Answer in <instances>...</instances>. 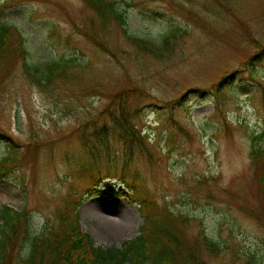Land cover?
I'll return each instance as SVG.
<instances>
[{
    "label": "rangeland",
    "instance_id": "374dc122",
    "mask_svg": "<svg viewBox=\"0 0 264 264\" xmlns=\"http://www.w3.org/2000/svg\"><path fill=\"white\" fill-rule=\"evenodd\" d=\"M120 7L126 32L84 0H0V26L13 35L0 65V160L13 158L0 163V208L31 214L28 237L59 231L76 209L82 230L108 247L139 235L142 203L168 205L189 218L180 229L191 245L203 234L222 243L219 254L198 246L203 264H264V193L251 159L264 145V0ZM167 34L154 53L128 38L161 45ZM70 59L42 85L25 67ZM122 108L141 137L131 151L115 128ZM88 204L112 221L132 210L135 225L109 231ZM26 237L13 232L7 264H25Z\"/></svg>",
    "mask_w": 264,
    "mask_h": 264
},
{
    "label": "trees",
    "instance_id": "16d2710c",
    "mask_svg": "<svg viewBox=\"0 0 264 264\" xmlns=\"http://www.w3.org/2000/svg\"><path fill=\"white\" fill-rule=\"evenodd\" d=\"M103 22H116L126 32V17L121 10L120 2L128 0H84ZM176 32H173L175 36ZM132 43L141 50L154 53L168 47L169 34L161 45L138 36L128 35ZM13 50L12 26L3 23L0 26V65L10 57ZM24 55L26 50H22ZM76 59L54 61L44 65L25 64L27 73L31 74L38 85L43 79L52 81L60 76ZM40 73V74H39ZM115 119V128L120 130L129 150H133V138L141 137L130 122L131 116L122 108ZM90 140H87V142ZM10 155L0 160L6 165L12 162ZM251 159L256 167V175L264 193V145H255L251 151ZM150 203H142L141 214L144 223L139 235L126 240L120 246L96 245L90 234L83 232L79 213H65L61 216L59 231L49 229L42 234L28 237L32 223L31 214L26 209L18 210L4 205L0 208V264H7L6 255L12 243L13 232L24 228L29 244L26 246L23 262L25 264H203L197 253L202 246L213 254H219L224 247L221 242L207 234L202 235L199 244L191 245L183 235L180 225L189 221L181 213H176L168 205L159 210ZM249 264L253 263L249 260Z\"/></svg>",
    "mask_w": 264,
    "mask_h": 264
},
{
    "label": "bare ground",
    "instance_id": "6f19581e",
    "mask_svg": "<svg viewBox=\"0 0 264 264\" xmlns=\"http://www.w3.org/2000/svg\"><path fill=\"white\" fill-rule=\"evenodd\" d=\"M126 212V211H125ZM84 213L87 216H100V225L103 227L109 228V231H116L117 234H123L126 231H128L131 227H134L135 225V217L132 210H127L126 213H123L120 218H118V221H112L108 218L102 217L101 214H99L98 207L94 204H88L84 206Z\"/></svg>",
    "mask_w": 264,
    "mask_h": 264
}]
</instances>
